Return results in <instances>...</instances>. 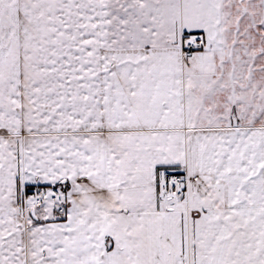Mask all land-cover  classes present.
I'll return each instance as SVG.
<instances>
[{
    "label": "snow or ice",
    "instance_id": "snow-or-ice-1",
    "mask_svg": "<svg viewBox=\"0 0 264 264\" xmlns=\"http://www.w3.org/2000/svg\"><path fill=\"white\" fill-rule=\"evenodd\" d=\"M0 264H264V0H0Z\"/></svg>",
    "mask_w": 264,
    "mask_h": 264
}]
</instances>
